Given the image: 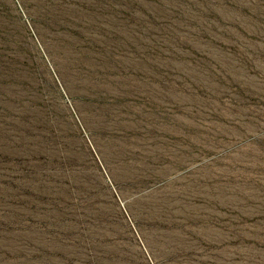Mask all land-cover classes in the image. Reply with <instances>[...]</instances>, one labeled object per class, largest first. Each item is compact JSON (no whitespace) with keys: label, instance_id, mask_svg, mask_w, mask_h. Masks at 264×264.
Here are the masks:
<instances>
[{"label":"rangeland","instance_id":"1","mask_svg":"<svg viewBox=\"0 0 264 264\" xmlns=\"http://www.w3.org/2000/svg\"><path fill=\"white\" fill-rule=\"evenodd\" d=\"M0 264H264V0H0Z\"/></svg>","mask_w":264,"mask_h":264}]
</instances>
